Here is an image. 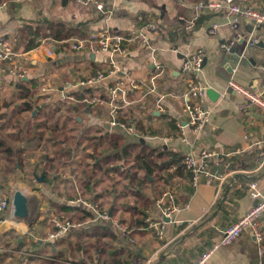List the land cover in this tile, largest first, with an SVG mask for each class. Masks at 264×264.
I'll list each match as a JSON object with an SVG mask.
<instances>
[{"label":"crops","instance_id":"0c3cea01","mask_svg":"<svg viewBox=\"0 0 264 264\" xmlns=\"http://www.w3.org/2000/svg\"><path fill=\"white\" fill-rule=\"evenodd\" d=\"M200 1L0 0V38L12 39L25 26L44 20L68 22L84 27L89 33L105 29L128 31L151 21L160 26L152 34L150 45H135L126 54L72 50L69 42L56 44L46 37H39V45L30 50H19L26 57L27 70L24 75H5L0 80V126H4L0 133L9 128L8 140L24 149L23 167L38 180L40 191L37 188L35 191L40 193L31 196L20 186L30 198V211L23 220L14 219L11 208L7 211L0 224V264H45L52 257L62 264H99L97 252L92 250L88 257L82 247V241L91 240L85 235L96 225L102 226L104 232L116 234L117 240L109 242V250L117 248L125 257L129 255L131 264H195L206 252H209L206 264H262L264 254H259L248 226L231 243L215 249L214 245L225 228L257 203L251 191L264 194V113L256 109L241 111L242 96L226 89L233 78L264 94V24L255 25L240 17L234 25L230 16L199 9ZM239 1L264 11V0ZM98 2L105 5L107 14L97 9ZM254 39L257 41L253 43ZM48 47L53 54H46ZM198 48L204 52L202 76L213 90L212 96L206 92L203 100L210 120L199 132L184 111L188 83L181 74L184 55ZM231 48H235V54L230 52ZM101 69L111 71L96 85L83 88L74 85ZM113 88L118 89L114 102ZM86 89L92 90L93 95H106V100L83 112L61 111L53 117L55 108L77 102V93ZM63 96L68 98L62 100ZM21 105L31 109L20 112ZM113 105L119 106L118 115L131 116L132 126L136 128L139 123L144 126L143 133H131L120 125H112ZM34 109H37L35 116ZM29 121L39 123V129L29 133ZM18 122L21 132L14 127ZM43 123H58L59 134L45 129ZM150 129L155 133H150ZM34 135L50 143L51 153L42 154L36 167L27 170L21 138L30 141ZM113 135L122 137L124 145H146L182 156L208 149L217 152L220 160L208 168L211 179L206 176L197 187L187 176L159 178L155 172L146 181L134 182L132 187L137 190L134 193L128 187L127 174L111 171L106 175L105 165L96 172L97 181H88L90 187L86 186L84 182L93 173L90 163L96 159L95 155L117 151L108 144ZM65 138L73 156L57 158L56 147ZM17 166L22 170L19 163ZM124 168L125 165L120 166L121 171ZM46 170H50L48 175ZM169 171L175 172L171 167ZM42 172L41 182L35 173L40 176ZM143 175L140 171L142 180ZM7 180L9 186L29 181H12L10 174ZM4 182L0 169V184L5 185ZM13 192L14 189L11 195ZM168 192L173 193L178 209L171 220H165L163 238L148 226L131 225L138 215L133 216L130 207L142 211L144 221L147 217L164 220L162 207L169 203ZM35 197L45 200L37 207ZM64 205L80 206L95 217L93 206L97 205L109 213L110 219L94 217L52 238L53 219L58 217L54 212L57 214ZM122 219L132 226L127 236L117 226ZM259 223L264 229V212ZM59 254L61 258L55 256Z\"/></svg>","mask_w":264,"mask_h":264},{"label":"built area","instance_id":"2783aa9c","mask_svg":"<svg viewBox=\"0 0 264 264\" xmlns=\"http://www.w3.org/2000/svg\"><path fill=\"white\" fill-rule=\"evenodd\" d=\"M79 2L88 3L91 0H77ZM97 9L106 12L105 5L101 2L96 4ZM198 8L208 9L215 12H221L226 16L232 18V22L236 25L238 18L242 17L246 20L254 23L255 25L264 24V11L254 7L243 5L239 0H201L198 3ZM107 14V12L105 13ZM216 26V25H215ZM188 29L191 25L187 26ZM160 26L151 21L148 24L136 27L128 31H112L105 29L101 32H91L86 38H71L64 40L69 42V46L72 50H88L92 52L104 51L111 54L129 52L130 48L135 45H150L152 34L159 31ZM257 40H253L254 43ZM224 48H228L226 44L222 45ZM46 54H53V50L48 47ZM26 57L23 56L20 51H17L12 44L10 38H0V80L5 75H24L27 70ZM204 61V52L198 48L190 53L184 55L181 64V74L188 83L187 95L188 101H184V111L188 116L189 123L193 126L194 130L201 131L207 122L210 120L209 113L203 106V100L206 96V92L209 89V83L202 76V66ZM159 72L162 68L158 66ZM111 70L101 69L94 75L85 80H78L74 83L77 87H85L88 85H96L103 80ZM159 74V73H158ZM69 85V84H68ZM43 90L47 88L42 87ZM226 89H232L243 98L242 103L239 105L241 111L259 110L264 113V94L250 89L231 78L227 83ZM118 97V89L113 88L111 90V101H116ZM67 96H63L62 100L67 99ZM104 99L99 94L91 97L87 102L91 105L102 104ZM118 105L112 107V125H120L128 132L138 134L134 126L127 125L119 122L116 119ZM220 160V156L217 152L208 149H203L200 152H189L182 158V165L185 170L191 174V183L193 186H198L203 178L206 176L211 179L208 168L212 163H217ZM177 165H172L171 170H176ZM225 178V177H224ZM223 178V179H224ZM256 184L253 183L251 188L254 189ZM3 188L0 187V224L5 220L7 211L11 208L12 195L6 194ZM251 195L257 199V203L252 206L244 215L233 221L225 230L218 243L214 245V249L219 245L231 243L237 236L241 234L245 227H250L254 236L255 242L259 248V254H264V229L259 223V217L264 212V194L260 191H251ZM169 197V203H165L162 207L164 217H169L170 220L173 214L177 211L178 207L174 203V195L171 192L167 193ZM96 213L95 218L110 219V215L107 211L101 210L98 206H93ZM148 227L152 228L155 234L159 238H163L165 235L166 221L165 220H153L150 217L146 218ZM55 231L50 234V237L55 238L66 233L73 226H77L69 220H64L63 216L53 219ZM118 228L124 235H129L128 230L121 223H117ZM209 257V252L204 253L195 264H206Z\"/></svg>","mask_w":264,"mask_h":264},{"label":"trees","instance_id":"16d2710c","mask_svg":"<svg viewBox=\"0 0 264 264\" xmlns=\"http://www.w3.org/2000/svg\"><path fill=\"white\" fill-rule=\"evenodd\" d=\"M88 35L89 32L84 29V27L72 26V24L64 21L55 22L50 20H44L43 22H40L38 24L25 26L21 30L20 34L16 37H13L12 40H14L15 42V48L20 46L19 48L25 51L38 46L40 42L39 37L50 38L52 41L58 44L61 42L66 43V41L64 40H69L71 38H86ZM186 37H188V35ZM76 96L77 102L67 104L63 108L61 106L55 108L53 117H55V114L57 112L61 111H65L66 113L70 114L72 112H83L88 107L92 108V105L87 102V100L94 96L92 90L86 89L79 94L77 93ZM100 97L106 100V95H100ZM21 106L22 107H19L20 109L18 108L20 112L31 109L30 106ZM130 117L131 116H128L127 113H119V115L117 114L116 119L119 122L131 125ZM20 125L21 123L18 122V126H14L19 132H21ZM42 125L45 129L51 131L52 133L59 134L57 133V131L60 129L58 123L50 125L43 123ZM3 127V125L2 127L0 126V129H3ZM39 127V123L29 121V124H27V131L31 133L33 129H39ZM135 129L137 130V132L141 133L144 130V126L139 123L137 124ZM149 132L155 133V131L152 129H150ZM69 144L70 143L65 138V140H63L56 147L57 158H71L73 156V150L69 146ZM108 144L112 147L111 149H117V151L111 152L106 156H103L102 153L95 155L96 159H94L93 162L90 163V165L92 166L91 169L93 173L84 182L86 183L85 185L88 187H90V182L88 181L94 180V183L97 181V178L95 176L96 172L102 169L104 165L107 167L106 175H108V173H110L111 171L124 175L127 174L126 177L129 178L128 187L129 189L134 191V193H137V190L136 188L132 187V184L134 182L138 183L141 181H146L148 177L154 175L155 172L157 173L156 175H158L159 178H171L174 175H184L191 179V174L186 171L184 166L182 165V158L184 155L182 156L181 154H177L171 151H158L146 145H124L123 138L116 135H113L109 138ZM109 145H107V147H109ZM23 152V148H15V146L0 133V169L2 170L3 174L8 175L10 174V172L19 170L17 163H19L20 166L22 165ZM51 159L52 158L48 159V161H50ZM121 165H125L123 171L120 170ZM172 165H177V169L175 170V172L169 171V168ZM46 171L48 175V172L50 170ZM140 171H143L144 173V175L142 176L143 180L141 179V176H139ZM95 199H97V196H95ZM130 210L133 216L135 214L138 215L135 220H132L131 225L138 227L148 226V224L144 221L145 215L142 211L138 212V210H135L131 207ZM111 212L112 214H114V207L112 208ZM54 214L58 217L63 216L64 220H69L74 224H79L85 220L92 219L95 217L91 211L86 210L80 206L64 205L57 211V214L56 211L54 212ZM119 223L125 226L128 230V233H130V228L132 227L131 225L126 224L125 220L123 219ZM91 229V233L85 235L86 238L90 237L91 240L86 242L85 239L84 241H82V243L84 242V244L81 243L83 251L88 257H91L90 253L92 252V250H95L97 252V262L99 264H131V258L129 257V255H126L125 257L124 253L120 254V251L117 248L109 250V242L117 240V236L113 231L104 232V228L98 225ZM54 230L56 229L54 228ZM104 238H109V241H104ZM55 256H58L59 258L62 257V255L60 254ZM52 258L54 259L46 260L45 264H62L58 260H56L55 257ZM262 264H264V255L262 257Z\"/></svg>","mask_w":264,"mask_h":264},{"label":"rangeland","instance_id":"374dc122","mask_svg":"<svg viewBox=\"0 0 264 264\" xmlns=\"http://www.w3.org/2000/svg\"><path fill=\"white\" fill-rule=\"evenodd\" d=\"M12 44H13V47L15 48V42L14 40H12ZM20 46H18L17 48H15L17 51L21 50L19 48ZM8 130L9 128L7 129H4L1 131L2 135L8 137L7 139H11L8 135ZM48 139V137H45ZM22 140V146L25 148V154L27 156V163H26V169L27 170H33L34 167H36V165L39 163L40 159H41V156L42 154L44 153H51V145L49 142L45 141V140H41V139H38L37 135H34L32 140L28 141L29 139L26 137L24 138H21ZM26 139V140H25ZM15 146H16V143L12 142ZM16 147H20V146H16ZM24 163H23V160H22V165L21 167H23ZM22 170H16V171H13V172H10V176H11V180L12 181H15V179H29V181H26L24 184L23 182L21 181H18L16 183H13L12 186L8 185L9 183H6L8 175L6 174H3L2 173V177H3V180L5 179V185H1L0 184V187H3L5 191H3L4 193L6 194H12V191L13 189H15L16 186H23L27 189L28 193L32 196H36V193H40V192H36V191H40V188L38 187L39 183H38V180L31 175L30 172H27L25 171L24 167L21 168ZM32 172V171H31ZM40 174V171L37 172V174ZM7 185L9 186V188L7 187ZM21 186V187H22ZM35 188L36 191H35ZM35 194V195H34ZM41 196V195H40ZM37 198V199H36ZM42 198V199H41ZM35 197L34 199V203H35V206H39L42 204V200H45L43 197ZM45 204V203H44ZM43 204V206H44ZM46 205V204H45Z\"/></svg>","mask_w":264,"mask_h":264},{"label":"water","instance_id":"95a60500","mask_svg":"<svg viewBox=\"0 0 264 264\" xmlns=\"http://www.w3.org/2000/svg\"><path fill=\"white\" fill-rule=\"evenodd\" d=\"M230 52L232 54H235V48H231ZM204 62H205V59H204ZM207 94L212 96L213 90L208 89ZM218 95L219 94H216L217 97ZM26 104L28 105L29 103H26ZM36 113H37V109H34L32 112V115L35 116ZM35 175L37 176L39 181L41 182L44 181V172H42L40 176L37 175L36 173ZM30 207H31V201H30L29 196L20 186H16L14 189L13 195H12V199H11V210H12L13 218L16 220H23L27 218L29 211H30ZM164 220L169 221L170 218L164 217Z\"/></svg>","mask_w":264,"mask_h":264}]
</instances>
